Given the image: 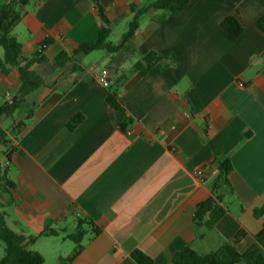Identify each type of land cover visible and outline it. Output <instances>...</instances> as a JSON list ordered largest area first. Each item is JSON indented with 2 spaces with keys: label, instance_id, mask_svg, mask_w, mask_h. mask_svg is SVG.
Here are the masks:
<instances>
[{
  "label": "crops",
  "instance_id": "obj_1",
  "mask_svg": "<svg viewBox=\"0 0 264 264\" xmlns=\"http://www.w3.org/2000/svg\"><path fill=\"white\" fill-rule=\"evenodd\" d=\"M152 1L101 0L112 44L122 43L131 5ZM228 17L244 28L235 42L222 27ZM263 17L264 0H190L177 14L142 16L139 31L120 53L98 55L105 61L101 71L84 64L96 52L53 68L59 53L95 41L103 22L94 0H30L14 29L23 57L51 43L43 51L48 62L34 66L45 84L15 122L24 126L7 169L14 187L0 188V214L8 227L25 236L39 235L48 224L59 231L31 247L44 264L47 253L58 257L52 264L72 254L66 236L78 218L91 219L102 232L84 238V250L72 264H137V250L153 264H172L187 246L208 254L240 231L246 235L237 249L248 250L264 224V216H254L264 202V31L258 27ZM152 51L163 60L145 75L134 71ZM74 64L84 72L72 73ZM104 70L108 87L98 79ZM19 85L17 68L0 76V107ZM113 88L133 119L128 133L108 104ZM29 109L33 116L27 119ZM77 115L83 120L70 130ZM226 159L233 168L229 210L214 230L198 228L196 206L211 195Z\"/></svg>",
  "mask_w": 264,
  "mask_h": 264
},
{
  "label": "trees",
  "instance_id": "obj_2",
  "mask_svg": "<svg viewBox=\"0 0 264 264\" xmlns=\"http://www.w3.org/2000/svg\"><path fill=\"white\" fill-rule=\"evenodd\" d=\"M190 0H155L145 6L131 5L130 10L133 18L129 22L127 31L122 36V43L118 46L109 40L111 35L110 21L106 15V10L101 4V0H94L97 12L103 22L98 38L93 42H86L79 45L71 54L59 53L54 60L53 68H63L68 63L75 60L77 55H89L97 51H106L110 55L120 53L125 44L130 42L140 29V19L150 11H164L169 14H177ZM234 2L238 0H232ZM30 0H11L8 3L0 4V48L3 50V57H0V76L8 75L13 68H17L20 73V85L11 99H8L0 107V121L3 118L14 116L18 111H27L28 98L45 84V78L38 73L34 66L48 62L43 54L44 48L51 41L46 40L38 51L31 58L23 57V46L14 34L15 27L21 22L25 8ZM222 27L226 32L228 40L235 42L244 32L242 25L234 18L228 17L224 20ZM258 27L264 31V17L258 21ZM163 60V56L156 52H150L138 61L133 70L140 75L147 74L157 63ZM84 69L74 64L72 73L81 74ZM108 104L118 110L120 114V130L128 133L129 126L133 119L119 103V93L117 88L109 90ZM30 119L33 116V109L27 112ZM83 116L77 115L68 123L70 130L75 129ZM24 124H14L10 130L0 129V150L5 156L6 163L0 164V188L12 189L14 184L7 177L8 165L11 163L14 151V140L18 138ZM232 164L229 159L221 161L218 168V175L210 186L211 195L204 201L197 204L193 221L198 228H205L212 231L217 223L226 215L229 210V203L226 195L232 191L229 182V174L232 172ZM254 216L260 218L264 216V202L260 208L254 210ZM102 232L99 227L87 218H78L76 227L72 234L66 239L75 244L72 254L59 258L60 264H72L84 250L83 241L88 234L97 236ZM244 231L238 232L232 242L223 244L219 249L208 254H200L191 246H187L177 252L172 258V264H264V224L262 230L255 235L254 244L245 252L240 253L237 244L245 237ZM59 231L48 224L37 236H25L10 229L7 225L4 214H0V247L5 244L4 256L0 264H44V257L31 249V247L41 237H57ZM199 238H203L200 234ZM132 258L137 264H153L152 259L141 251L132 253Z\"/></svg>",
  "mask_w": 264,
  "mask_h": 264
},
{
  "label": "rangeland",
  "instance_id": "obj_3",
  "mask_svg": "<svg viewBox=\"0 0 264 264\" xmlns=\"http://www.w3.org/2000/svg\"><path fill=\"white\" fill-rule=\"evenodd\" d=\"M118 36H119V32L116 31L113 35V40L116 41ZM0 51H3V50L0 48ZM101 53H104V52H102V51L96 52V53L84 58L85 59L84 60L85 66L89 69V68H92L94 65H96V66H98L99 71H101L105 66V61L102 60L101 58H99V56H98V55H102ZM27 107H29V106L27 105ZM21 112L22 111H18L12 117L3 118L2 121H0V129L10 130L14 126L16 120H18L21 117ZM2 156H4V155L0 152V157H2ZM67 245H70L73 249L75 247L74 243L71 241H68ZM4 250H5V244L2 243V245L0 247V260L4 256ZM47 254H46V263L45 264H52L54 262L55 263L58 262V259H57L58 257H56V255L54 257H52V256L50 257V255H47Z\"/></svg>",
  "mask_w": 264,
  "mask_h": 264
},
{
  "label": "built area",
  "instance_id": "obj_4",
  "mask_svg": "<svg viewBox=\"0 0 264 264\" xmlns=\"http://www.w3.org/2000/svg\"><path fill=\"white\" fill-rule=\"evenodd\" d=\"M41 49H42V48L39 47V48H38V51H41ZM98 79L100 80V82L102 83V85H103L104 87H108V86L110 85V81H109V73H108V71L104 70V71L99 75ZM9 99H11L10 96H9ZM202 174H203V171L200 170V171L198 172V176L201 177Z\"/></svg>",
  "mask_w": 264,
  "mask_h": 264
}]
</instances>
